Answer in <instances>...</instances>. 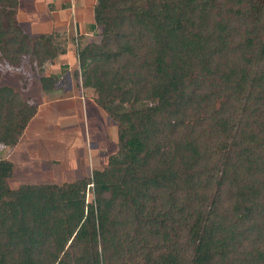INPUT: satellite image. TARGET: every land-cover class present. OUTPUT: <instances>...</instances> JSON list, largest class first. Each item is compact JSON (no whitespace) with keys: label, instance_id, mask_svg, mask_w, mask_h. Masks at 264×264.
<instances>
[{"label":"trees","instance_id":"1","mask_svg":"<svg viewBox=\"0 0 264 264\" xmlns=\"http://www.w3.org/2000/svg\"><path fill=\"white\" fill-rule=\"evenodd\" d=\"M248 2L99 1L94 21L101 41L79 55L81 87L98 94L96 104L116 124L117 150L91 178L15 190L8 184L12 163L0 160V264H117L123 253L170 240L158 222L163 213L186 223L202 218L208 204L199 190L213 183L221 154L211 156L208 173L210 157L200 152V137H192L199 133L190 122L198 119L195 124L202 127L207 117L200 109L210 114L211 129L224 136L222 148L232 111L215 110L214 103L224 93L228 104L233 96L227 90L244 85L247 65L257 56L255 36L264 26V5L259 4L252 19L234 15L241 26L229 22L231 8ZM260 71L253 87L264 82ZM115 99L132 109L116 112ZM204 103L211 104L208 110ZM36 109L0 87V150L17 144ZM260 143L264 147V118L245 123L229 150L222 180L224 187L236 189L234 204L228 211L220 197L213 199L193 264H227L229 257L247 264L249 259L238 258L245 254L254 257L248 264H264V251L255 249L256 256L240 251L247 235L255 233L245 223L264 219V205L257 203L264 190V150L255 152ZM89 185L94 204L85 203ZM126 235L132 243L123 239ZM153 264L177 262L169 254Z\"/></svg>","mask_w":264,"mask_h":264},{"label":"rangeland","instance_id":"2","mask_svg":"<svg viewBox=\"0 0 264 264\" xmlns=\"http://www.w3.org/2000/svg\"><path fill=\"white\" fill-rule=\"evenodd\" d=\"M99 1L100 0H98L97 4ZM248 1V6L232 7L231 13L229 14L228 12L227 14L229 17H232L229 22L231 24L233 23L232 25L236 28L243 23L241 20L234 17L236 13H240V17L252 19L254 16L253 7L257 4L264 5V0ZM49 3H51L50 0H0V41L2 42L0 49V87L10 88L17 93L21 102L35 107L41 98V86L45 88L53 85L58 82V78L69 80L71 75L74 84L80 87L79 55L86 46L98 44L101 41L100 29L98 28L88 37L80 36V32H76L74 29L68 31V29L64 27L65 24H67L65 23L67 22L66 14H62L59 22L60 25L54 29L51 28L56 22L53 20L54 17L51 16L50 13L54 11L55 8L52 4L48 5ZM228 9L230 10V7ZM32 13H34V15H31ZM209 25L211 26V22ZM243 31L244 28H240V34H242ZM255 38V51L257 56L247 65V78L244 85L240 88L238 87L236 91L235 89L233 91L232 89L227 90L231 92V96H229H233L228 104H226L227 98H225L227 94L223 93L220 96L221 98L215 101L213 106L215 110L220 108L221 110L230 109L232 111L230 113L231 117L229 116L231 119L230 129L226 140L223 142L222 148L220 149L219 147L222 144L224 136L211 129V120L208 118L210 114L207 113V115H205L204 110L202 112V109H200V113H203V115L201 114L202 118L207 117L206 123L203 124L202 127L199 125L196 126L195 121H198V119H193V121L190 122V125H195L196 132L199 133V135L192 134V137H200L198 138L201 142L200 152L202 154L207 153V156L210 157V160L205 162L208 163V173L211 171V161H214L213 158L211 159V156L216 152L221 154V158L218 160L216 175L213 174V176H215L213 183L210 184L209 187L207 186V188L199 190L200 194H205L203 197L207 199L206 202L208 204L205 212L202 214V218L186 223L180 222L173 213H163L158 222L160 227L167 232L170 240L167 243L140 247L127 256H125L126 253H123L125 257L119 254L120 260L118 262L116 259L114 260L117 264H153L155 260L169 254H173L177 264H193L199 240L203 233L206 213L213 199L220 197V204H223L222 209L228 208V211L232 210L230 206L234 204L233 201L235 200L236 189L230 186L224 187V182L222 180L229 150L232 149L234 143L237 144L239 142L241 130L245 123L251 124L254 120L261 122L264 118V82L253 87V80L259 74L260 70H264V61L262 57V50L264 48V26L262 31L260 30L257 32ZM5 53L8 54L10 62L6 60ZM66 73L67 75L64 76ZM58 84H61V82L59 81ZM94 96L97 98L98 94L94 92ZM208 104H203L206 105V110H208ZM148 105L150 106V103ZM14 107L16 109L17 104L16 106L14 104L13 108ZM112 107L116 112H128L132 109L128 104H121L118 99L114 100ZM3 112L6 114V110ZM252 132H254V130ZM255 147H257L256 153H261L262 148L264 150L262 143L255 144ZM116 150L117 143L114 144L111 151L115 153ZM262 152L264 153V151ZM106 163L107 157H103V165ZM215 164L216 162H214V165ZM201 171L205 172L203 168H201ZM78 176L79 175H76L74 178H79ZM91 177L92 175L89 176V178ZM259 180L262 182V179ZM8 184L10 188L13 189L12 187H14V185H11L9 182ZM15 189L16 187H14L13 190ZM244 193L247 192L245 191ZM84 194L85 203L94 204L92 185L87 186ZM257 196V203L264 205V190L259 192ZM240 211L243 212L242 210ZM245 227H254L255 233H257L264 227V219L260 218L255 225L254 220L251 219L245 223ZM255 233L254 235H247L248 240L245 241V239L243 244L245 249H240L242 253H244L243 251L248 253L251 252L256 256L254 254L255 249L264 251V229L261 231V235ZM123 239L127 243H132L133 241V239L131 240V237L127 235ZM254 239H258L260 242L255 244L253 243ZM99 250H101V246H99ZM229 258L227 264H237L233 262L232 259L229 260ZM238 258H241V260L249 259L248 263H251L250 261L254 257H247L245 254ZM259 263H262V261Z\"/></svg>","mask_w":264,"mask_h":264},{"label":"crops","instance_id":"3","mask_svg":"<svg viewBox=\"0 0 264 264\" xmlns=\"http://www.w3.org/2000/svg\"><path fill=\"white\" fill-rule=\"evenodd\" d=\"M50 2L48 5L55 8L50 15L56 22L51 28L60 25L62 14H66L64 27L68 31L74 29L88 37L97 30L94 11L98 0ZM71 78H58L61 84L41 86L36 113L17 144L0 150V160L12 163L9 183L14 187L73 183L102 170L106 165L103 157L108 159L113 154L116 124L96 104L94 92L77 87ZM76 175L79 178H74Z\"/></svg>","mask_w":264,"mask_h":264}]
</instances>
